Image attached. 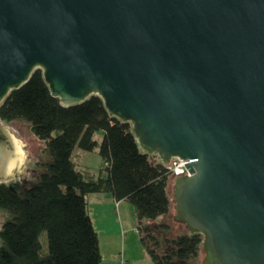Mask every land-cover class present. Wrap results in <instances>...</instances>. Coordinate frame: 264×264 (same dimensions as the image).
<instances>
[{
	"label": "water",
	"instance_id": "obj_1",
	"mask_svg": "<svg viewBox=\"0 0 264 264\" xmlns=\"http://www.w3.org/2000/svg\"><path fill=\"white\" fill-rule=\"evenodd\" d=\"M37 68L62 105L98 95L144 152L187 161L172 217L201 264H264V0H0V103ZM29 126L0 120V184L38 178Z\"/></svg>",
	"mask_w": 264,
	"mask_h": 264
},
{
	"label": "trees",
	"instance_id": "obj_2",
	"mask_svg": "<svg viewBox=\"0 0 264 264\" xmlns=\"http://www.w3.org/2000/svg\"><path fill=\"white\" fill-rule=\"evenodd\" d=\"M17 119L27 121L45 142L50 160L36 162L42 171L31 187L21 179L0 184V209L7 219L11 216L0 229V264H100L99 236L87 200L94 193H110L134 206L136 229L153 264H191L199 255L201 234H167V222L153 223L170 211L168 188L175 176L157 155L139 147L130 123L110 115L100 96L64 106L37 68L0 103V120ZM96 132L102 134L100 142ZM76 148L98 149L105 167L96 178H86L77 168Z\"/></svg>",
	"mask_w": 264,
	"mask_h": 264
},
{
	"label": "rangeland",
	"instance_id": "obj_3",
	"mask_svg": "<svg viewBox=\"0 0 264 264\" xmlns=\"http://www.w3.org/2000/svg\"><path fill=\"white\" fill-rule=\"evenodd\" d=\"M19 120L20 119L12 120V121H19ZM22 121L25 124H29L27 121H25L23 119H22ZM10 122L11 121L6 122V123L4 122V123L9 124ZM29 130L31 132L30 126H29ZM36 139L40 140L37 137H36ZM94 139L97 142H100L102 139L101 132H96L94 134ZM41 145L46 148V149H40V154L42 155V160H43L41 162H47L50 160V155H49L47 146H46L44 141H43V143H41ZM72 158L75 161L77 168L85 174L86 178H96L99 175V173L101 172V170L104 169V167H105V163L102 161L101 157L99 156L97 148H95L91 151H86V150L76 148L73 152ZM36 162L37 161H34L32 163L27 162V164L29 165V168L37 167L40 169V172H41L42 168L39 165H37ZM40 172L38 173V176H39ZM25 179L28 181L32 180L31 182H27L28 185H24L25 188L35 185L36 182L38 181V178H36L34 176L26 177ZM173 185H174V179L171 178L169 181V188H168L170 200L173 198ZM87 198H88L89 202H92L94 197L92 194H90L87 196ZM130 208H131V212H130V215L128 216V219H130L132 222V228L127 233V241H126L127 253H132L133 256L137 257L139 259L138 264H149L151 259H150V257H148V254L145 250V247L143 246V244L140 241V236H139L138 231L136 229L137 218L132 214L133 213L132 211H134L135 208L131 204H130ZM4 212H6V211L0 209V213H2L0 216V229L2 227V224L5 221L11 219L10 215L7 219L6 214H4ZM174 214H175V204H174V200L172 199L169 213L165 216L159 217L157 220H155L154 222L152 221V222L154 224L161 223L164 221L167 222V224H169V226H170V230L165 232L167 234H173V233H177L179 231H185L186 228H185L184 224L173 219L172 215H174ZM177 230H179V231H177ZM162 232L163 231H159V230L157 231V233H159L160 236H161V234H163ZM123 237L121 235L120 239L117 241V244L113 247V249H111V251H115V250L117 251L118 256L120 255L121 260H123V254H122L123 253L122 242L124 241ZM40 241L42 243V253H45L47 251V236H46L45 232L42 233V235L40 237ZM129 244H130V246H129ZM104 247H103V243H102V250H103V253L106 255L107 250L104 249ZM202 258H203V252L201 251V252H199V255L195 259H193V261H191V264H201Z\"/></svg>",
	"mask_w": 264,
	"mask_h": 264
},
{
	"label": "crops",
	"instance_id": "obj_4",
	"mask_svg": "<svg viewBox=\"0 0 264 264\" xmlns=\"http://www.w3.org/2000/svg\"><path fill=\"white\" fill-rule=\"evenodd\" d=\"M92 195L94 198L92 202L88 201V211L99 236L102 256L100 264H138L139 259L132 253H127V233L132 228V222L128 219L131 212L130 203L126 200L118 201L110 193H94ZM132 212L136 217V210ZM180 232L183 231L177 233ZM121 235L124 236L122 242L123 260H121L120 255L118 256L116 250L111 251ZM102 243L103 247H106H104L107 250L106 255L103 253ZM149 264H153L151 260Z\"/></svg>",
	"mask_w": 264,
	"mask_h": 264
},
{
	"label": "built area",
	"instance_id": "obj_5",
	"mask_svg": "<svg viewBox=\"0 0 264 264\" xmlns=\"http://www.w3.org/2000/svg\"><path fill=\"white\" fill-rule=\"evenodd\" d=\"M185 163H187V161L181 160L179 158H172L166 166L169 173L174 176L185 174L189 175L190 173Z\"/></svg>",
	"mask_w": 264,
	"mask_h": 264
}]
</instances>
